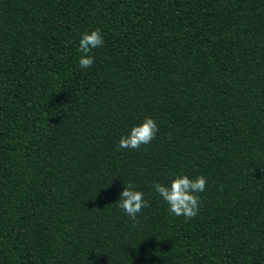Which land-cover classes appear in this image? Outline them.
Listing matches in <instances>:
<instances>
[{"label":"trees","instance_id":"1","mask_svg":"<svg viewBox=\"0 0 264 264\" xmlns=\"http://www.w3.org/2000/svg\"><path fill=\"white\" fill-rule=\"evenodd\" d=\"M177 174L195 218L153 188ZM0 264H264V0H0Z\"/></svg>","mask_w":264,"mask_h":264},{"label":"clouds","instance_id":"2","mask_svg":"<svg viewBox=\"0 0 264 264\" xmlns=\"http://www.w3.org/2000/svg\"><path fill=\"white\" fill-rule=\"evenodd\" d=\"M104 39L99 29L85 32L79 41L78 51L81 53L78 63L81 68H91L94 57L90 54L93 49L103 47ZM159 128L154 119L145 117L138 125L133 126L129 133L119 138V148L138 149L141 145H147L155 139ZM207 178L203 175L189 178L187 175L177 174L170 183H153L156 193L162 197L169 211L176 216H184L186 219L195 218L200 210V193L206 190ZM137 186L132 182L124 185L117 206L132 220H136L137 214L142 209L150 206L144 199V193L136 190Z\"/></svg>","mask_w":264,"mask_h":264}]
</instances>
